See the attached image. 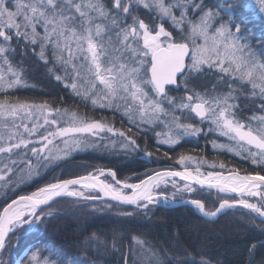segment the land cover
<instances>
[{"label": "snow or ice", "instance_id": "snow-or-ice-1", "mask_svg": "<svg viewBox=\"0 0 264 264\" xmlns=\"http://www.w3.org/2000/svg\"><path fill=\"white\" fill-rule=\"evenodd\" d=\"M110 4L109 7L104 0H0V91L25 84L22 71L15 69L8 58L14 35L33 45L39 44V56L46 63L45 49L50 46L53 58L65 72V77L57 75L56 79L71 80L67 86L77 96L90 100L94 107L117 111L123 108L130 123H135L137 118L146 123H164L169 131L157 133L165 137L161 143L177 144L183 136L200 134L203 130L196 123L183 122L194 117L201 122L209 121L211 130L232 141L230 144L213 142V147L226 148L250 159L253 165L264 167V114L241 119L236 103L238 91L249 86L251 96L264 99V58L258 56L240 35L251 13L237 12L232 5L204 9L194 0H110ZM133 4L154 10L161 22L146 23L133 14ZM248 8H256L264 15V0H255ZM189 11L200 14L190 18ZM169 20L173 28L179 30V39L166 29L164 21ZM38 27L43 29L42 34L37 31ZM205 69L215 70L220 82L227 78L229 90L218 92L215 85L211 91L190 89L187 76L200 74ZM180 83L184 85V95L170 96L169 86ZM237 83L239 88L233 87ZM260 107L264 110V103ZM161 117L166 120L162 121ZM0 120L3 121L0 123V154H4L0 157V182H4V187L13 183L9 174L16 176L17 183L31 180L40 174L41 168L68 157L74 150L92 146L89 137L101 133L118 134L128 145L136 146L130 135L108 124L105 118L94 119L81 116L76 110L53 108L48 101L33 103L16 98L11 102L5 95L0 99ZM26 121H31V126ZM48 127L54 130L49 131ZM25 133L28 137L38 136V140L25 138ZM33 143L40 146L34 147ZM13 156L16 159H12ZM177 162L184 166L182 171L155 172L138 183L119 180L112 169L101 168L85 175L57 179L18 196L0 211V252L7 247L10 235L21 228L25 232L38 230V225L53 211L49 207L44 212L43 208L57 197L96 201L101 200V195L86 193L98 191L103 197L135 205L146 212L160 197L165 201L169 199L156 190L173 177L186 181L180 187L172 180L177 193H192L195 191L193 184H197L241 197L222 199L214 210H207L199 199L191 200L190 203L205 216L215 217L225 209L242 206L264 222V192L261 191L264 174L260 171L241 175L238 169H231L227 174L208 172L204 175L199 165L207 161L202 157L180 154ZM187 162L197 167L193 170ZM219 166L225 167L223 162ZM106 173L114 183L102 178ZM245 196H258L260 202H249ZM132 239L139 247V253L133 248V255L138 256L140 264H165L161 254L147 246L145 240L136 236ZM94 240L95 233L88 242ZM29 260L30 264H49L46 259L42 262L37 254ZM124 264H128L127 259ZM176 264H189V261L177 259ZM198 264H211V261L201 257Z\"/></svg>", "mask_w": 264, "mask_h": 264}, {"label": "trees", "instance_id": "trees-1", "mask_svg": "<svg viewBox=\"0 0 264 264\" xmlns=\"http://www.w3.org/2000/svg\"><path fill=\"white\" fill-rule=\"evenodd\" d=\"M205 1L204 5L213 9L222 4L232 5L237 12L243 11L246 15L250 12L241 31L252 47L260 49L264 58V27H261L245 0ZM133 14L144 19L146 23L154 22L148 12L134 4ZM174 34L179 39L180 34L175 31ZM37 45L39 44H29L13 35L8 58L15 69L22 71L25 84L6 92L0 91V99L7 95L11 102L16 98L33 103L48 101L53 108L76 110L81 116L94 119L105 118L108 124L130 135L136 141V146L129 145L124 150H111L107 153L85 149L81 154L69 156L49 169L46 168V172L29 182L18 185L16 182L9 183L7 187L1 182L0 210L16 195L29 193L57 179L83 175L97 168L112 169L119 180L138 182L155 170L181 168L177 162L180 154L191 155L197 159L202 157L207 161L199 165L204 172L238 169L245 174L256 171L264 174V167L253 165L243 155L213 149L210 134L183 137L177 144L169 147L159 143L152 131L128 122L121 115V109L117 111L114 108L94 107L90 100L86 101L77 96L67 86L71 80L54 78L53 71H49L37 57ZM45 50L47 61L56 63L55 73L65 77L62 65L52 57L51 47H46ZM218 76L205 69L204 72L190 77L189 87L203 92L211 91L215 85L217 90L225 91V87L217 85ZM247 90L245 88L243 92ZM171 91L175 93L173 89ZM237 102V111L242 108L245 110L243 113H251L253 100L239 98ZM185 122L194 123L189 118ZM221 162L225 165L223 169L216 167ZM209 163L216 164L208 166ZM172 190L159 187L156 191L164 193L172 201L199 199L207 210H214L222 199L235 198L208 189H195L190 194ZM174 193L176 195L173 197ZM86 194L98 195L96 192ZM49 207L53 210L52 215L43 219L38 230L25 232L21 228L10 235L7 247L0 254L3 264H30L29 258L33 254H37L42 262L46 259L49 264H124L125 259L128 264H140L138 256L133 255L134 247L136 253H139V247L135 246L132 239L134 236L145 240L147 246L157 250L165 264H176L177 259L187 260L189 264L196 261L198 264L201 257L211 261V264H264V222L240 207L225 209L212 220L200 216L188 205H149L145 212L103 200L86 201L62 197L44 207L43 211L47 212ZM124 213L132 215H123ZM93 233L96 234V240L89 243L88 239Z\"/></svg>", "mask_w": 264, "mask_h": 264}, {"label": "rangeland", "instance_id": "rangeland-1", "mask_svg": "<svg viewBox=\"0 0 264 264\" xmlns=\"http://www.w3.org/2000/svg\"><path fill=\"white\" fill-rule=\"evenodd\" d=\"M204 1L205 0H194V3L195 4H202L203 5V8L204 9H208L209 7H206L205 5H204ZM26 2H27V0H26ZM104 2L110 7L111 6V4H110V0H104ZM169 2H174V0H169ZM206 2V1H205ZM245 4L246 5H253V4H255V0H245ZM134 5H136V4H134ZM136 6H138L139 8H141V9H143V10H145L146 12H148L149 13V15L153 18V20H157V23L156 24H158V23H160L161 22V20L157 17V15H156V13H155V11L153 10V11H150L149 9H145L142 5H136ZM221 7H224L222 4L221 5H217V7H215V9H213V7L211 8V9H213V10H216V9H219V8H221ZM257 8H258V5H257ZM252 11H253V13H254V16H256L257 18H258V20H259V23H260V25H261V27H264V15H261L257 10H256V8H253V9H251ZM200 13L199 12H195V13H193V12H191V11H189V16H190V18H192V17H195V16H198ZM176 15L177 16H179V11L177 10L176 11ZM225 19H227V17H225ZM165 23H167L169 26L171 25V21L169 20V21H164ZM217 23H219V21H217ZM172 26V25H171ZM173 27V26H172ZM176 30V32L178 33V34H180V32H179V30L178 29H175ZM37 31L38 32H40L41 34L43 33V29L42 28H40V27H38L37 28ZM13 32H14V30H13ZM240 35L243 37V38H245L244 36H243V33H242V31H241V33H240ZM0 40H2V38H0ZM245 40V39H244ZM248 42V41H247ZM29 44H31L30 42H28ZM9 47H11V46H9ZM256 48V49H255ZM253 47L252 49H253V51L254 52H256V54L258 55V56H260L261 58H262V53L259 51L260 49L258 48L257 49V47ZM36 50H37V57L41 60V61H43L44 62V65L45 66H47V68L48 69H52V71H53V74H54V78H56V76L57 75H59L60 76V74L59 73H55L56 71H55V64L56 63H53V64H51L50 63V61H47V63L45 62V60H43V59H41L40 58V56H39V52H40V47H39V45H37V47H36ZM45 53H46V50H45ZM53 57V56H52ZM55 62V61H54ZM0 64H2V60H0ZM5 67V70H6V66H4ZM17 70H19V69H17ZM206 70H208V69H206ZM209 71H211V72H214V74L217 76V75H219L215 70H209ZM196 73H193L192 75H190V76H187V79H188V87H189V84H190V81H189V79H190V77H193L194 75H195ZM10 78V77H9ZM23 78H24V76H23ZM226 79V82H220L218 79H217V85L218 86H221V87H225V88H223V90L225 89V91H220V90H217L218 92H227L229 89H228V84H229V80L227 79V78H225ZM214 86V85H213ZM18 87V86H17ZM178 87H180V89L183 91V93H182V95L181 96H183L184 95V91H185V88H184V85H183V83H180L179 85H178ZM233 87H237V88H239V84L237 83V84H234L233 85ZM190 88V87H189ZM213 88V87H212ZM247 91H238V93H237V95H238V97L239 98H248V99H250L251 100V98H253V96H251L250 95V87L248 88L247 87ZM246 94V95H245ZM170 96H173V95H171V94H169ZM257 98V101L256 102H253L254 103V106H252V111L253 112H251V113H243L245 110L244 109H242V108H240V110L239 111H237V113H238V115L240 116V118L241 119H245V118H248V117H251L252 115H262V114H264V110H262L261 109V104L262 103H264V99H262L261 97H256ZM238 101V100H237ZM236 101V103L238 104V102ZM239 105V104H238ZM165 107H168V105L167 104H165L164 105ZM246 108V107H245ZM113 109V108H112ZM62 110V109H61ZM121 115L122 116H124L125 118H127V121L129 122V119H128V117L127 116H125L124 114H123V108H121ZM176 115H181V113L180 112H176ZM185 115H187V114H185ZM51 118V117H50ZM194 118V117H193ZM192 118V119H193ZM197 122H198V124L200 125L199 127H201L202 128V132L201 133H203V134H206V133H211L212 135L211 136H213V137H211V138H213V141H212V144H213V142H215L216 144H230V143H232V141H230L229 140V138L228 137H225V136H222L219 132H217V131H214V130H211L212 129V125H211V123L209 122V121H203V122H201V121H199V119L198 118H194ZM161 120L162 121H164V120H166V118L165 117H161ZM186 120V119H185ZM3 121L2 120H0V123H2ZM26 122H28L29 123V126H31V121H26ZM9 123H11V119L9 120ZM16 123L17 124H19L20 123V120L19 119H17L16 120ZM40 123L41 124H43V119L41 118V120H40ZM131 124H135V125H138L139 127H142V128H144V129H147V130H149V131H152L154 134H155V136L157 137V141L158 142H160L162 139H164L165 137L163 136V135H161V136H157V133H167L168 131H169V129L168 128H166L165 126H164V123H146V122H141L140 120H139V118H137L136 119V121H135V123H131ZM61 126H64V125H61ZM47 127V126H46ZM48 130L49 131H52V130H54L53 128H51V127H48ZM21 131H23L22 129H21ZM44 134V132L43 131H41L40 132V135H43ZM195 137V136H192V135H186L185 137ZM184 137V136H183ZM183 137H181V139L183 138ZM25 138H28V139H31V140H33V141H36V140H38V136H32V137H28L27 136V134L25 133ZM180 139V140H181ZM179 140V141H180ZM89 143L92 145V146H90V147H83V148H81V149H77V150H74V151H72L71 152V154L69 155V156H74V155H77V154H81L85 149H89V150H97L98 152H104V153H107V152H111V150H124V149H126L127 147H122V145H128V141L124 138V137H121V136H119L118 134L117 135H115V136H113L111 133H107V132H105V133H101L99 136H97V137H89ZM161 143V142H160ZM162 144H164V145H167V146H173V145H175V144H166V143H162ZM32 146H34V147H39L40 145L38 144V143H33V145ZM61 146H62V144H61ZM129 146V145H128ZM215 149H226V148H219V147H214ZM29 154H30V149H29ZM4 154H0V157H2ZM68 156V157H69ZM67 158V157H66ZM66 158H64V159H66ZM12 159H16V156H13L12 157ZM64 159H61V160H57V161H55V162H53V163H50L46 168H50V167H52L53 165H55L57 162H59V161H62V160H64ZM179 164V163H178ZM187 164H188V166H190L192 169H195L196 167H194L193 168V166H197V164H194V163H192V162H187ZM214 164H216V163H209L208 165H214ZM181 167H184L183 165H181V164H179ZM22 166V165H21ZM46 168H41L40 169V174L39 175H37V176H34L33 178H35V177H38V176H40L41 174H43L44 172H46L47 171V169ZM19 171V168H17V172ZM107 175V174H106ZM104 176V178L105 179H109L110 177H108V176ZM9 176H10V178H11V180L13 181V183H15V181H16V176L14 175V174H9ZM32 178V179H33ZM111 179V178H110ZM110 179L108 180V181H110ZM30 180H28V182H29ZM25 182H27V181H25ZM1 183V182H0ZM178 186H180V187H183V185H179L177 182H175ZM16 184L18 185V184H21V183H17L16 182ZM160 188H162V187H168V188H171V189H173V190H176V188H174L173 187V185H172V180H169V182L167 183V184H161L160 186H159ZM172 190V191H173ZM262 192H264V190H261ZM245 199H248L249 200V202H253V203H259L260 202V197H250V196H245L244 197ZM162 200H164L163 199V197H160L159 199H158V201H162ZM24 229V228H23ZM25 231V230H24ZM15 264V263H14Z\"/></svg>", "mask_w": 264, "mask_h": 264}, {"label": "water", "instance_id": "water-1", "mask_svg": "<svg viewBox=\"0 0 264 264\" xmlns=\"http://www.w3.org/2000/svg\"><path fill=\"white\" fill-rule=\"evenodd\" d=\"M172 86H174V85H172ZM182 171V170H178V169H169V168H167V169H162V170H159V171H155V172H160V171ZM155 172H153V173H151L150 175H153ZM228 172H226L225 174H227ZM240 174L241 175H245V174H243V173H241L240 172ZM149 176V175H148ZM73 178V177H72ZM146 178V177H145ZM145 178H143V179H145ZM170 179H176V180H179V181H181V182H183V183H186V181H184L181 177H173V178H170ZM136 183H138V182H136ZM193 187L194 188H200V189H210V188H208L207 186H205V187H201L200 185H197V184H193ZM128 190V192H130L131 190L130 189H127ZM211 190H214V191H218L217 189H214V188H212ZM99 195H101V200H105V201H110V202H113V203H116V204H119V205H124V206H132V207H136L135 205H131V204H121V203H118V202H116V201H113V200H111V198H109V197H103L102 196V194L101 193H99L98 191H96ZM226 194H231V195H237L236 193H226ZM21 196V195H20ZM18 196H16V197H14V198H12L8 203H10L12 200H14V199H16ZM58 198H60V197H57L56 199H58ZM55 199V200H56ZM54 200V201H55ZM190 201L191 200H184V201H179V202H172V205H174V206H179V205H189V206H191V207H193V208H195L194 207V205L192 204V203H190ZM7 203V204H8ZM52 203V202H51ZM50 203V204H51ZM7 204H5V206L7 205ZM156 205H160V203H156ZM240 207H242V206H240ZM4 208V207H3ZM3 208H2V210H3ZM1 210V211H2ZM247 210H249V209H247ZM250 211V210H249ZM251 212V211H250ZM198 213H199V215L200 216H202V217H205V218H207L203 213H201L199 210H198ZM254 216H256V217H258V215L256 214V213H253V212H251ZM219 215V214H218ZM217 215V216H218ZM216 217V216H215ZM259 218V217H258ZM261 219V218H260Z\"/></svg>", "mask_w": 264, "mask_h": 264}, {"label": "bare ground", "instance_id": "bare-ground-1", "mask_svg": "<svg viewBox=\"0 0 264 264\" xmlns=\"http://www.w3.org/2000/svg\"><path fill=\"white\" fill-rule=\"evenodd\" d=\"M219 165H217L216 167H218ZM211 172H222L221 170H216V171H211ZM226 172H229V171H226ZM224 172V173H226Z\"/></svg>", "mask_w": 264, "mask_h": 264}]
</instances>
